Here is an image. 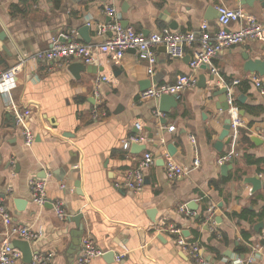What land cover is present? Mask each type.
<instances>
[{
	"label": "crops",
	"instance_id": "obj_1",
	"mask_svg": "<svg viewBox=\"0 0 264 264\" xmlns=\"http://www.w3.org/2000/svg\"><path fill=\"white\" fill-rule=\"evenodd\" d=\"M105 4L108 0H0V72L20 63L8 95H0V200L11 223L37 235L29 246L37 254L53 253L50 264H74L83 237L102 251L89 264H193L176 245L171 226L182 235L187 231L188 241L197 240L211 264H233L249 256H254L252 264H264V94L254 83L261 76L243 68L244 55L264 58V41L224 49L195 71L185 57L194 55L197 41L176 59L157 45L151 74L147 61L133 50L118 59L97 55L94 64L86 65L94 72L77 76L69 66L78 61L58 65L32 57L59 33H71L85 44L103 42L110 33L98 31L113 20L104 12ZM114 5L119 22L143 36L169 28L167 20L177 26L169 29L195 35L206 23L212 36L216 18L205 19L207 7H237L235 0H117ZM243 7L264 22L259 1ZM83 26H89L87 41L79 34ZM193 72L195 86L185 89L168 113L157 111L154 98L139 96ZM199 75L204 87L197 85ZM100 76L106 80L96 84ZM222 87L230 97L224 112L217 109ZM94 105L106 115L93 116ZM230 107L241 124L229 130V142L217 151L214 144ZM26 108L30 114L20 127L15 116ZM23 127L33 134L30 146L23 142ZM132 136L142 139L124 149ZM167 143L175 149L172 156ZM131 144L144 149L132 153ZM145 152L152 154L153 163L144 171L141 190L133 192L123 186V174ZM227 155L230 160L222 161ZM195 157L199 165L193 169ZM169 158L187 174L166 179L163 165ZM222 165H227L225 171ZM251 176L261 180L254 192L245 181ZM32 179L45 180L43 205L31 200ZM56 199L66 212L62 219L52 207ZM189 201L196 209L185 215L179 208H187ZM205 207L211 219L198 223L196 215ZM77 213L81 231L71 221ZM259 222L263 225L255 231ZM3 239L0 234V246ZM15 264H23L22 258Z\"/></svg>",
	"mask_w": 264,
	"mask_h": 264
},
{
	"label": "built area",
	"instance_id": "obj_2",
	"mask_svg": "<svg viewBox=\"0 0 264 264\" xmlns=\"http://www.w3.org/2000/svg\"><path fill=\"white\" fill-rule=\"evenodd\" d=\"M117 0H108V4L103 6L104 12L113 18L112 22L100 27L98 33L109 32L110 34L105 40L97 45L81 43L74 39L71 33H59L52 37L50 46L46 49L39 50L33 54V58L43 61H54L58 65H66L71 61H78L84 65L94 64L97 55H108L113 59L120 58L125 51L133 50L138 59L147 61V72L151 74L155 65L154 49L157 45L164 46V51L167 57L171 59L181 58L185 54V50L197 41L198 47L194 55L189 60V67L195 71L202 64H209L210 59L217 53L232 46H236L247 41L260 40L264 41V22L256 19L253 15H249L241 3L242 0H235L236 8H228L223 5L216 7L218 17L216 18V30L210 36L207 32V24L202 23L200 32L195 35L193 32H178L167 27L162 28L156 33H151L148 36H143L137 33L132 27H122L117 17V9L114 2ZM230 23H237L236 29L228 28ZM20 70V63H16L11 67L0 72V95H8L9 85L12 77ZM215 69L211 68V72ZM105 76H100L96 80L105 81ZM195 73L177 75L174 82L171 84L156 85L146 89L139 94L141 99L154 98L164 94L175 95L177 98L187 88L193 87L196 84ZM255 86L258 87L264 94V77L255 79ZM96 89V88H95ZM95 96L98 95L97 90L94 91ZM229 96V95H228ZM230 103V97H227ZM93 116L99 114L105 116L103 110L98 109L94 105L91 109ZM230 129L236 130L241 124V121L236 113V109L230 107ZM30 111L28 108L19 111L15 116V122L20 127L28 118ZM158 114V112H156ZM139 129V124H135ZM172 131L173 126L168 127ZM23 142L26 146H30L33 142V134L27 128H21ZM141 137L132 136L124 142V149H128L130 142H139ZM153 156L149 152H145L138 164L124 172L123 186L133 192L141 190L144 184V171L153 163ZM230 160L227 155L222 161ZM199 165V160L195 157L193 161V169ZM164 175L169 181L175 180L187 174V170L180 166L172 159H166L163 165ZM31 200L37 205H43L47 199L45 195V180L32 179L29 182ZM62 187V186H61ZM53 210L57 218L65 217L66 212L62 202L59 199L52 201ZM179 211L185 215H192V211L188 208L180 207ZM209 215L205 217V221H209ZM0 224L2 231L0 234L4 239L0 246V264H15L21 258V252L11 246V239H21L31 241L36 238V234L29 228L15 225L11 223L9 214L6 212L2 201L0 200ZM170 232L175 235V243L178 248L183 251L187 258L193 264H211L210 261L202 253V247L197 240L188 241L174 227H169ZM102 254L101 249L95 246L89 237L81 239V246L75 258L74 264H89L90 261ZM121 256H117L119 260ZM53 259V253L34 254L29 264H50ZM254 256H249L246 259H235L233 264H252Z\"/></svg>",
	"mask_w": 264,
	"mask_h": 264
},
{
	"label": "water",
	"instance_id": "obj_3",
	"mask_svg": "<svg viewBox=\"0 0 264 264\" xmlns=\"http://www.w3.org/2000/svg\"><path fill=\"white\" fill-rule=\"evenodd\" d=\"M253 1L255 0H242V4L243 5H248L251 6ZM261 3L262 6H264V0H257ZM218 17V12L215 8L209 6L206 9V14H205V19H214ZM167 24L169 28L175 29L176 23L172 20V21H168L167 20ZM122 27H126L127 23L124 21L123 23H121ZM89 30V26H83L80 30H79V34L82 36V38L84 40H88L87 37V33ZM162 49L164 50V46H162ZM262 50L264 52V46L262 47ZM186 60L189 61L190 57L187 55L185 57ZM243 59L245 60V63L243 65V68L246 72L249 73H256L257 75L264 77V58H252L250 59L248 57V55H244ZM200 68H206V66L204 64L200 65ZM69 69L71 71V73H73L75 76L78 75L79 72H87V73H93L94 71L89 68L86 65H83L81 63L78 62H72L69 66ZM210 79H212V77H210ZM204 82L205 79L203 77V75H199L198 76V83L197 85L200 87H204ZM227 89L226 87H222L221 89H218L217 91V95H222V99L219 100L220 103L217 106V109H219L220 111L224 112L227 109ZM156 101V105H157V111L159 113H168L170 111L171 108H175L177 106V97L175 95H170V94H164L159 96L158 99L155 100ZM163 122V121H162ZM222 129L221 131L218 133L217 135V140L215 141L214 147L217 151H221V148L223 146V144H226L229 142L230 137H229V130H230V116L228 114H226V116L224 117V119L222 120ZM264 132V131H263ZM226 138V139H224ZM224 139V141H223ZM166 152L169 156H172L175 149L173 147L172 144L167 143L166 146ZM143 150L144 146L138 145V144H131L130 145V151L132 153H137L139 152V150ZM227 165H222L221 169L222 171H225ZM246 182L251 184V192L256 191L257 189L260 188L261 186V180L257 177V176H251L245 179ZM187 208L190 211H195L196 209V205L194 203V201H189V203L187 204ZM197 217V215H196ZM82 219V215L80 213H77L75 215H73L71 217V221H73L75 223L76 229L77 231H81L82 230V224L80 223ZM262 223L259 222L256 225H254V230L256 231L257 228L262 227ZM188 233L183 232V236H186ZM11 246L14 248H17L20 252H21V258H22V262L23 264H29L31 262L32 256L34 254H36V252H33L29 246V242L25 241V240H21V239H14L11 241ZM108 258L113 256V253L109 252L107 253Z\"/></svg>",
	"mask_w": 264,
	"mask_h": 264
},
{
	"label": "trees",
	"instance_id": "obj_4",
	"mask_svg": "<svg viewBox=\"0 0 264 264\" xmlns=\"http://www.w3.org/2000/svg\"><path fill=\"white\" fill-rule=\"evenodd\" d=\"M208 215L207 213V209L206 207L205 208H202L201 211L198 213L197 217H196V221L198 223H201L204 221L205 217Z\"/></svg>",
	"mask_w": 264,
	"mask_h": 264
}]
</instances>
